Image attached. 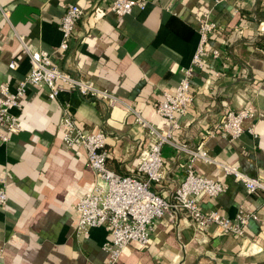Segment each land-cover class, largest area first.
<instances>
[{
  "label": "crops",
  "instance_id": "obj_1",
  "mask_svg": "<svg viewBox=\"0 0 264 264\" xmlns=\"http://www.w3.org/2000/svg\"><path fill=\"white\" fill-rule=\"evenodd\" d=\"M145 3L125 17L109 11L112 0H0V86L11 91L30 69L20 54L22 36L35 51L52 53L54 64L71 77L90 81L124 104L61 92L48 99L45 86L27 89L12 110L21 129L0 142V178H6L7 203L0 208V264H105L106 228L75 230L74 205L92 192L96 176L84 150L66 149L61 141L62 108L67 105L86 131L106 135L107 165L119 174H135L139 154L151 139L135 121L138 113L158 131L169 124L155 112L164 92H173L199 46L197 17L209 12L217 24L208 47L219 51L191 79L194 100L177 121L172 142L201 147L214 161L191 162L196 174L219 181L226 190L201 207L233 219L239 209L254 212L243 238L203 233L180 213L172 224L155 221L149 244L130 243L119 264H264V193H248L242 182L219 165H229L264 184V0H133ZM68 4L83 15L65 51L60 20ZM226 40H230L227 44ZM16 68L10 70L11 61ZM216 74V76H215ZM249 106L254 117L242 123L244 133L229 141L207 132L227 112ZM252 128L254 136L248 133ZM163 180L155 191L171 199L186 174L190 158L170 145L162 149Z\"/></svg>",
  "mask_w": 264,
  "mask_h": 264
},
{
  "label": "built area",
  "instance_id": "obj_2",
  "mask_svg": "<svg viewBox=\"0 0 264 264\" xmlns=\"http://www.w3.org/2000/svg\"><path fill=\"white\" fill-rule=\"evenodd\" d=\"M134 7L141 10L145 3L133 0H112L109 11L117 17L129 15ZM83 15L75 4H68L60 20L59 30L62 41L57 52L68 48V41L73 36L77 22ZM199 46L191 65L182 70V77L173 92H164L161 100L155 104V112L169 124L168 130L162 132L134 113V121L148 131L151 144L138 156L135 174H119L107 165L108 149L106 135L102 131L89 132L81 128L72 117L67 105L62 108L61 141L66 149L80 148L86 154L87 167L96 176L92 192L85 194L74 205L78 220L75 230L85 234L89 229L103 227L110 233L109 241L103 249L107 254L105 264H119L122 252L130 243L144 248L150 242L151 232L156 220L167 217L169 222L175 215L184 214L200 231L205 233L214 226L218 232L237 238H243L245 229L251 221L258 222L254 212L239 209L233 219L217 211L205 212L201 207L202 199H213L226 190V186L216 180L206 178L194 172L191 162L200 159L205 163H214L199 146L190 149L185 144L172 142V134L177 129V121L191 107L194 94L191 90V79L195 70L202 71L209 57L217 59L219 51L208 47L211 34L217 30V24L210 18L209 12L197 17ZM264 29V26H261ZM21 50L30 69L20 80L14 91L7 84L0 86V142L6 144L11 136L21 129L18 117L12 110L21 106L27 89L31 86H45L48 99L55 100L61 92L74 91L80 96L106 102L107 106L125 104L117 97L104 90L97 89L90 81L71 77L60 70L53 62L52 53L44 50L35 51L25 42L24 37H17ZM230 40H226L227 44ZM10 70L16 68L13 60L8 65ZM216 76V74H215ZM254 117L249 106L237 112L229 111L222 123L214 130L207 132L209 138L217 136L229 141L240 137L244 130L242 123ZM248 133L254 136L253 129ZM170 145L190 158L186 174L177 185L172 198L165 199L157 194L155 185L163 180L162 149ZM222 170L236 181L243 183L248 193H264V184L258 179L250 178L237 168L219 165ZM7 203L6 178H0V208Z\"/></svg>",
  "mask_w": 264,
  "mask_h": 264
}]
</instances>
